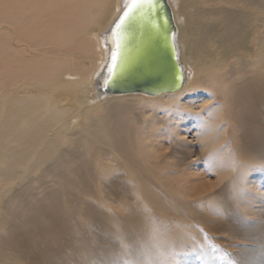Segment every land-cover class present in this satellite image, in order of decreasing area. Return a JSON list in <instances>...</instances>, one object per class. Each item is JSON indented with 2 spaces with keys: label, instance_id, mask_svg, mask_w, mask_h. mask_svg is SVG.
Segmentation results:
<instances>
[{
  "label": "bare ground",
  "instance_id": "obj_1",
  "mask_svg": "<svg viewBox=\"0 0 264 264\" xmlns=\"http://www.w3.org/2000/svg\"><path fill=\"white\" fill-rule=\"evenodd\" d=\"M96 1L0 0V23L16 32L18 42L28 43L37 52L47 46L44 48L48 54H43L49 56L47 60L21 59L19 52L0 38V249L5 252L0 250L1 264L4 261L7 264H123V255H129L136 262L135 258L148 253L153 243L156 252L162 244L179 246L180 237H175L167 220L162 219L168 215L181 217V209L190 213L189 218L216 232L210 224V219H214L207 213L196 212L197 207L196 211L188 210L179 203L182 207L179 212L164 209L163 200L144 189L146 181L139 180V193L130 199L131 191L127 195L124 186L132 188V179L125 177L126 184L105 183L104 178L110 179L113 169L116 173L117 170L129 172L126 176L150 178L146 176L150 172L144 169L149 164L146 156L150 152L146 147L162 135L156 130L161 124L174 129L175 142L169 144L172 150L164 149L167 159L174 160L170 165L163 163L165 169L162 165L151 176L162 179V171L179 174L173 179L180 178L178 186L183 181V189L187 186L184 195L188 192L191 198L193 194L199 195L197 200H210L212 205L223 209L227 204L219 198L224 195V187L213 190L226 179L229 170L240 173L248 190L232 196L242 214L258 223L252 226L250 221L251 227L246 229L234 226L233 232L264 233V214L254 210L255 203L264 200L260 186L264 177L258 178L255 174L264 171V166L261 167L264 165V0H165L175 27L174 44L183 86L175 93L159 96L103 95L98 90L106 53L112 47V35L104 36L120 14L123 0ZM93 3L99 11L94 17ZM32 10L39 11L34 15ZM43 11L48 15L44 16ZM92 18L91 25L87 22ZM99 28L102 30L95 33ZM50 48L57 49L55 55L68 54L70 60L78 62L74 66L68 58L58 57L60 54L52 56ZM12 88L16 93L8 92ZM201 90L208 92L209 97L195 95ZM213 93L221 97L222 106L213 102ZM174 94V98H166ZM136 110L143 116L142 128L134 122L138 118L135 116L138 114L134 115ZM189 117L195 120L193 123L190 119V125L196 127L193 134L196 148L186 139L188 133L192 134L187 131L191 126H185ZM180 121L185 122V130L179 127ZM178 127L186 131L184 138ZM161 128L160 132L164 129ZM228 138L232 139L233 146ZM152 147L154 150L155 146ZM113 152L118 155L117 163L110 158ZM158 157L154 158V170L162 164H158L161 158ZM205 172L215 174L216 183L209 182ZM187 175L191 178L184 180L182 177ZM170 179L166 184L171 186ZM196 181L198 184L194 185ZM139 183L133 182L137 187ZM162 187L165 188V183ZM247 195L248 201L240 202ZM85 197H92L97 205ZM218 201L223 204H215ZM146 204L156 212L152 222L145 215V211H151ZM106 205L111 206L109 212L113 214L106 215V211L103 213L98 208ZM76 214L83 216V222H95L90 224L95 226V231L92 232L89 224L83 228L82 218L78 216V220ZM222 217L216 219L231 222ZM237 217L240 218L234 215L232 220H239ZM88 226L91 232L85 231ZM124 243L125 249L121 248ZM155 243H160L157 244L160 248ZM103 244H107L108 248L104 247L107 250ZM262 248L260 245L244 250L251 256L244 261L262 264Z\"/></svg>",
  "mask_w": 264,
  "mask_h": 264
},
{
  "label": "rangeland",
  "instance_id": "obj_2",
  "mask_svg": "<svg viewBox=\"0 0 264 264\" xmlns=\"http://www.w3.org/2000/svg\"><path fill=\"white\" fill-rule=\"evenodd\" d=\"M94 1V0H93ZM30 2V1H29ZM95 2L97 3V1L95 0ZM95 7V8H94ZM35 9H37V6H36V8ZM39 11V10H38ZM38 11L36 12V13H38ZM92 12V15H93V17L94 16H97V14H95L96 12H98V14H99V11H98V8H97V4H95V3H93V8H92V10H91ZM31 12H33V14L35 13L34 12V10H32ZM44 12V11H43ZM43 12H40L39 13V16H42V13ZM45 14H44V16H46V15H48L46 12H44ZM30 14H32V13H30ZM32 14V16H34ZM37 15V14H36ZM38 16V15H37ZM38 16V17H39ZM36 17V16H35ZM93 19L94 18H92V20L90 21V22H87V23H91L92 21H93ZM86 23V24H87ZM93 23H94V21H93ZM93 23H91V25L93 24ZM85 24V25H86ZM82 29H83V27H82ZM102 30V29H101ZM100 30V28L98 29V31H96L95 33H97V32H99V31H101ZM11 32V33H10ZM83 32V31H82ZM16 32L10 27V26H8V25H6V24H4V23H0V38H3V39H1V40H3V41H5V40H7L8 42H9V44H10V47L12 48V50H14L15 52H19V54H20V57H21V59L22 58H24V59H28V60H31V59H34L33 57H40L41 59H46V58H48L49 56L47 55L48 53H47V51H46V47L44 48H42V47H39V48H42V50L44 49V51H41V49H38V52H37V48L36 49H34V47H32V48H30V46L28 45V43L26 44V42H18L17 41V38H16V36H17V34H15ZM8 42H6L7 44H8ZM56 49V48H55ZM57 50V49H56ZM56 50H54V48H50V51H53L52 53H53V55L52 56H54L55 54H56ZM35 51V52H34ZM38 53L39 54H41V55H38ZM43 53H47L46 55L45 54H43ZM59 53V52H58ZM34 54H36L35 56H34ZM60 54V53H59ZM58 54V55H59ZM38 55V56H37ZM58 55H55L56 57L58 56ZM29 56H32V58H30ZM52 56H50V57H52ZM58 57H63V58H68V54H67V56H65V55H59ZM30 58V59H29ZM39 58V59H40ZM38 59V58H37ZM37 59H35V60H37ZM38 59V60H39ZM92 59H94L93 58V56H92ZM91 59V60H92ZM47 60V59H46ZM68 60L69 61H71V63L73 62V64H74V66L76 65V62H78L76 59H73V61L72 60H70V58H68ZM76 60V61H75ZM90 63H92V61H89ZM15 91V89L14 88H12L10 91H8V92H10V94H14V93H16V91ZM204 94L207 98L209 97V93L208 92H205V90H201V91H198L197 93H195V95L197 96V94H198V96H201V97H203L204 95H201V94ZM213 95H214V100L215 101H213V102H215V104L216 103H218L217 105L218 106H222L221 104H223V102H222V99H221V97L219 96V95H217V94H215V93H213ZM219 96V97H217V96ZM90 97V99H91V96H92V94H90L89 95ZM173 96H175V94L174 95H172V96H169V97H166V98H174ZM204 96V98H206ZM200 97V98H201ZM217 97V98H216ZM221 100H220V99ZM173 100V99H172ZM137 109V108H136ZM139 110V109H138ZM138 110H136V113H134V115L135 114H138L137 112H139ZM140 114H138V115H135L136 116V118L138 119V121H137V119H136V121H134V122H136V123H138L137 125H138V127H140V128H142V126H144V125H142V121H143V116H139ZM169 115H172L171 113L169 114ZM170 117V116H169ZM140 118H141V120L142 121H140ZM180 119V118H179ZM179 119H176V120H179ZM190 119L192 120V122L193 121H195V120H193L194 118H191V117H189V121H187L186 123L185 122H183V121H180V125H179V127L180 128H182L183 130H185L184 128V124L183 123H185V126L186 125H188V127H189V125H190V123H192V122H190ZM140 121V122H139ZM175 122V121H174ZM173 122V123H174ZM176 122H178V121H176ZM140 123V124H139ZM179 123V122H178ZM194 123V122H193ZM223 123H225L224 121H223ZM170 124V123H169ZM162 125V124H161ZM160 125V128L161 127H163V128H161V129H163V131L162 132H160L161 130H160V128H159V125H157L156 126V130H157V133H162V135L161 136H159L160 138H158V136H156L157 135V133H156V138H154V140H155V142L153 141V140H151L152 141V143H150V144H148V147H146V150L148 151V152H150V153H148L147 154V156H146V159L148 160V162H149V164H151V163H154V164H151V165H144L145 167H144V169H147V172H150V173H147L146 174V176L148 175V176H150V178L149 177H147V178H149V179H147V178H142V177H140V176H138V177H134V176H131V175H129V176H126V175H128V174H130L129 172H127V171H125L124 170V172H125V174L123 173V170L121 171V170H117V171H119V172H114L115 170L113 169V170H110V172H113L112 174V176L111 177H113L112 179H111V177H109L110 179H108L107 177L106 178H104V180H105V183H107L106 181H108V182H110V181H112V182H117V181H121L123 184L125 183H127L128 181V179H132L131 181H132V188H130V187H128L127 185H125L124 187L126 188V193L128 192H130L131 191V195L129 196L128 195V193H127V195H128V197H129V199L132 197H134V194H137V193H139V190L138 189H140V184H141V182H145L144 183V185L143 186H145L146 188H144L145 190H147L148 192H153L158 198H159V200L161 201V200H163V201H161V203H162V206L164 207V209H166V210H168V211H177V212H179V209H181L182 207H180V204L179 203H181L182 204V206L183 205H185V207L189 210V208L190 209H193V210H195L196 211V207H197V210L198 211H196V212H204V213H207L208 215H210L209 217H212L214 220H211L210 219V224L211 225H213V227H215L216 229H214V230H216V232H213V231H210V230H208L207 229V227H205V226H202V224H200V223H198L197 222V220L195 221V220H193L194 218L193 217H191V218H189V214L186 212V211H183L184 209H181V217L180 216H178V217H175V216H172V215H168V217H166V216H164L163 214V216L165 217H163V219L161 218V216L159 215V217H160V219H162V221L164 220V221H166V222H168L169 223V225H170V227H171V229H173L172 230V232H174L175 233V237H177V236H179L180 238H179V240H180V242H179V246H176V245H174L173 247H172V244H170L169 246H164L163 244H162V246L164 247V250H163V247L160 249V250H158L157 252L154 250L155 248H153L154 247V243L151 245V250H149L148 251V253H151V254H148V253H144V254H141V255H139V256H141V257H138L137 256V258L140 260V261H138V259L137 258H135V261L136 262H133V261H131L132 260V258L128 255H123L122 257H121V263H123V264H143V262H145V263H147V264H154L155 262H157V264H162L164 261H167V259L169 258H172V259H170V260H168L169 262H170V264H229V261H231L232 262V264H248L246 261H244L245 260V258L248 260L249 259V256H250V253H248V254H246L245 252H244V250L246 251L247 249H254V248H258V247H260V245L261 246H264V233L263 232H257V233H254V232H252L253 233V235H251V234H249V233H251V232H248L247 234L245 233V232H243V233H235V232H233V230L235 229V228H233L234 226L236 227V226H238L240 229H246V228H248V227H251V224H252V226L257 222V220H255L254 222L250 219V218H248L247 216H244V214H242V212L240 211V209H239V207H238V205L236 204V200H235V196H239V194L241 193V191L242 192H244V191H246L247 192V188H246V186L243 184V182H244V180L242 179V177L240 176V173L238 174L237 172H232V171H228L227 172V175H226V179L220 184V186L219 187H217V188H215L213 191H217L218 190V188L219 189H221V188H223L224 187V190H225V192H224V195L221 197V199L219 198V200H223V203H224V205L225 204H227V205H225V207L223 206V209L221 208V207H219V206H216V205H214V203H213V205H212V203H211V201L210 200H204L203 202L200 200H197L196 198L197 197H199V195L197 196V195H194V197H193V195H192V198H191V195L189 194V192L187 193L188 195H190L189 197H188V195L186 194V195H184L185 193H183L184 191H185V189H186V187H185V189H183L184 187H183V185H184V183H183V181H181V183H179V184H181V186L179 187L178 186V180H180V178L177 180H175L174 181V179H173V177H177L179 174H175L174 172H165V173H167L166 175H164L165 173H163V171L161 172V175H162V179H158V178H154V177H152L153 175V173H154V171H156V172H158V168L160 167V166H162L163 165V163H167V165H170V163L172 162L173 163V160L174 159H167V157H166V151L168 150V148L169 149H171V145H170V147H169V144L171 143L172 145H173V143L175 142V140H174V129L172 130V129H169V127L167 126H161ZM149 126V125H148ZM191 127H189V130H187L188 132L190 131L192 134H190V133H188L187 135L185 134L186 133V131H183V130H181L179 127H178V129H180V130H178V132H181L182 131V133L183 132H185V133H183L182 135H183V138H184V134L186 135V139H187V142H188V144L189 145H194V147L196 148L197 147V140H196V138L195 137H193V134L195 133V131H194V128H196V127H194V126H192V125H190ZM173 127H175V125H173ZM229 129H228V132L230 133V131H231V125L229 124ZM144 128V127H143ZM160 130V131H159ZM170 131H171V134H170ZM156 132V131H155ZM180 134V133H179ZM221 134V133H220ZM172 135V136H171ZM182 135H181V139H182ZM168 136V137H167ZM162 137V138H161ZM167 137V138H166ZM157 139V140H156ZM159 139L161 140V141H159ZM162 140H164L163 141V143H162ZM190 140V141H189ZM196 140V141H195ZM232 139H230V138H228V143L230 142V144L233 146V141H231ZM148 141H150V140H148ZM160 142L162 143V144H160ZM165 142V143H164ZM195 142V143H194ZM149 143V142H148ZM157 145V143H159L157 146H158V148L157 149H155L157 146L155 145V144ZM151 144H153L155 147H154V150H156L155 152H154V150H153V145L151 146ZM164 144V145H163ZM150 145V146H149ZM161 145V146H160ZM196 145V146H195ZM152 149H150V148ZM168 147V148H167ZM164 149H166V151L164 150ZM146 150H145V153H147L146 152ZM172 150V149H171ZM171 150H169V151H167V152H171ZM159 152V153H158ZM161 152V153H160ZM164 152V153H163ZM113 154V156H114V154H115V152H113L112 153ZM152 154V155H151ZM165 155V156H163V157H158V155ZM152 156V157H154V155L155 156H157L158 158H160L157 162H158V164H159V162H160V164L161 165H158V167H156V169L154 170V167L156 166V163L154 162V160H156L157 159V157H154V158H156V159H154V158H152V159H149V158H151V157H149V156ZM91 156V155H90ZM113 156H110V158L112 159V160H115L116 161V159H117V157H118V155L117 154H115V156L113 157ZM115 157H116V159H115ZM140 157V156H139ZM143 157H145V156H143ZM166 157V158H165ZM99 159H100V157H98ZM150 160V161H149ZM165 160V161H164ZM153 161V162H152ZM164 161V162H163ZM167 161V162H166ZM151 162V163H150ZM237 162V161H236ZM116 163H117V161H116ZM146 164V163H145ZM164 164V165H165ZM236 164H238V163H236ZM163 165V166H164ZM150 167V168H148V167ZM201 166V169H202V166H203V164H201L200 165ZM263 164H261V167L263 168ZM165 167L166 166H164V169H165ZM167 167H169V166H167ZM219 167V166H218ZM231 167H232V165H230L229 166V168L231 169ZM152 169V170H151ZM162 169V168H161ZM167 170H168V168H167ZM263 170V169H262ZM134 171H135V169H132V172L134 173ZM155 172V173H156ZM258 172H260V171H258ZM255 173V174H257V177L258 178H260L261 176V178H263L264 177V171H262V172H260V173ZM124 174V177H123V174ZM135 173H138L137 171H135ZM180 173H181V171H180ZM118 174V175H117ZM132 174V173H131ZM168 174H170V176L168 175ZM174 175V176H172V175ZM207 175L208 173H204V175ZM152 175V176H151ZM204 175H202V176H204ZM259 175H260V177H259ZM107 176H109V175H107ZM115 176V177H114ZM167 177L168 178V180L166 181V179H165V177ZM188 176L189 175H187V177H182L184 180L187 178V179H190L191 177H189L188 178ZM193 176V175H192ZM125 177H126V179H125ZM131 177V178H130ZM161 177V176H160ZM171 179H170V178ZM179 177V176H178ZM193 177H195V176H193ZM205 177H208V179H209V182H214V183H216V176H215V174H210V175H207V176H205ZM117 178H119V180H116ZM123 179V181H122V179ZM136 178V179H135ZM139 178V179H138ZM107 179V180H106ZM135 179V180H134ZM165 179V180H164ZM169 179H170V182L171 181H173V183H171L172 185L170 186V185H168L169 184ZM186 179V180H187ZM137 180V181H136ZM139 180L141 181L140 183H139ZM143 180V181H142ZM152 180H154V188L152 187V185H153V181ZM263 181H264V178L262 179ZM125 181V182H124ZM152 181V182H151ZM177 181V182H176ZM233 181H235V182H233ZM133 182L135 183V185H137L136 183H139L138 184V186L139 187H137V186H135L134 184H133ZM151 182V183H150ZM166 182H168V184H166ZM184 182H186V181H184ZM142 183V184H143ZM148 183V184H147ZM164 183H165V188H163L162 186L164 185ZM183 183V184H182ZM195 183H197L198 184V182L196 181V182H194V185H195ZM238 183H240V184H238ZM146 184L148 185V186H146ZM158 184V185H157ZM186 184H188L187 182H186ZM242 184H243V186H242ZM263 185H260L261 186V189H263L262 191L264 192V183H262ZM174 185V186H173ZM188 185H190V183L188 184ZM193 185V184H192ZM174 188H173V187ZM176 186V187H175ZM185 186V185H184ZM263 186V187H262ZM128 187V188H127ZM134 187H136V188H134ZM149 187V188H148ZM156 187H158L159 189L161 188V190H159L158 188H156ZM167 187H169L168 188V191H167ZM173 189H172V188ZM183 187V188H182ZM236 187V188H235ZM133 188H134V190H133ZM134 191L133 193H132V190ZM172 189V190H171ZM178 192H176L175 190ZM181 189V190H180ZM238 189H239V191H238ZM243 189V190H242ZM136 190V191H135ZM172 192H171V191ZM187 190V189H186ZM235 190H236V192H235ZM138 191V192H137ZM164 191V192H163ZM165 191H167L166 192V194L168 195L169 193L168 192H170L171 194H169V196L168 197H170V198H168L167 196H165L166 194H165ZM175 191V192H174ZM180 191H182V192H180ZM188 191V190H187ZM137 192V193H136ZM232 192H233V194H232ZM163 193V194H162ZM175 193H176V195H175ZM130 194V193H129ZM165 194V195H164ZM178 194V195H177ZM180 194V195H179ZM162 195V196H161ZM173 195V198H176V199H172V196ZM232 195H235L234 196V198H233V196ZM181 196V197H180ZM182 196L184 197V198H182ZM248 196V195H247ZM243 196V197H241L240 198V202L242 201V202H247L248 201V198L250 197V196ZM189 198V199H191V200H188L187 198ZM245 197V198H244ZM87 198H89L87 201L88 202H91V203H93V202H95V200L94 199H92V197H85V199H87ZM143 198H144V196H143ZM163 198V199H162ZM180 198V199H179ZM171 199V200H170ZM199 199V198H198ZM243 199V200H242ZM194 200V202H192ZM171 201V202H170ZM197 201H198V203H197ZM232 201V202H231ZM234 201V202H233ZM167 202H170V203H167ZM173 202V203H172ZM188 202V203H187ZM190 202H192V204L190 203ZM245 202V203H246ZM164 203H165V205H164ZM184 203V204H183ZM193 203H195L194 205H193ZM202 203V204H201ZM223 203H221V202H216L215 204H223ZM95 204H96V202H95ZM173 204V205H172ZM198 206H197V205ZM97 205V204H96ZM167 205V206H166ZM191 205V206H190ZM193 205V206H192ZM206 205V206H205ZM107 207H105V208H102V207H100V206H98V208L104 213L105 211V213L104 214H106V215H108L109 213H111V214H113L114 212H109V209H111L110 207H109V205H106ZM146 206H148L149 207V204H146ZM169 206V207H168ZM178 206V207H177ZM227 206V207H226ZM256 206V207H255ZM255 206H254V210H259L258 212H260L262 215L264 214V200H263V202H260V203H258V202H256L255 203ZM171 207V208H170ZM192 207H194V208H192ZM102 208V209H101ZM150 208V207H149ZM176 208H177V210H176ZM225 208V209H224ZM232 209V210H231ZM234 209V210H233ZM149 210H151V208L149 209ZM203 210V211H202ZM215 210V211H214ZM222 210V211H221ZM81 211V210H80ZM107 212H109V213H107ZM236 212V213H235ZM80 213H82V212H80ZM156 212H153V210H151V211H149V212H146L145 211V215H149V217H148V215H147V219H149L151 222H152V220H151V217L153 216L154 218H155V214ZM185 213H187V214H185ZM222 213V214H221ZM229 213V214H228ZM144 214V213H143ZM183 214H185V215H187L186 217L183 215ZM182 215H183V217H182ZM235 215V217L236 216H240V218H238L239 220H232V217ZM77 218H78V216H79V218H82V220H80L79 218H78V220H80V223H81V225H84L83 226V228L84 227H86L87 226V224H94L95 222H83V216L82 217H80V215L79 214H76L75 215ZM157 216V215H156ZM223 216V217H222ZM221 217H222V219H228L227 221H229L230 219H231V222L229 221V222H223V221H221V220H217L216 218H219V219H221ZM246 217V218H245ZM76 218V219H77ZM157 218V217H156ZM181 218V219H180ZM184 218V219H183ZM241 218H243L245 221H243V220H241ZM146 219V220H147ZM184 220V221H183ZM216 220V221H215ZM240 221H241V223H240ZM243 221V222H242ZM250 221H251V224H250ZM263 222H264V215H263ZM187 223V224H186ZM258 223V222H257ZM161 226L162 227H164V225L163 224H161ZM90 227H93V230H92V232L93 231H95V229H94V225H90ZM89 226L87 227V228H85L84 230L85 231H87V230H89L90 232H91V230L89 229L90 228ZM232 227V228H231ZM230 228V229H229ZM84 230H83V232H84ZM232 230V231H231ZM184 231V232H183ZM234 233L236 234V235H234ZM192 234V235H191ZM184 235V236H183ZM190 235V236H189ZM239 235H241V236H239ZM244 235V236H243ZM186 236V237H185ZM189 236V237H188ZM205 237H207V239H205ZM258 237V239H256ZM1 238V237H0ZM90 238L91 239H93V242H95L94 241V238H92L91 237V235H90ZM255 240H257V241H261V242H259V244H257V243H254V241ZM107 241V240H106ZM113 241V240H112ZM184 241V242H183ZM125 242H126V240H125ZM96 245H98V246H101V244L100 243H98L97 241H96ZM118 243V242H117ZM157 244H160V243H155V246L157 245ZM183 244V245H182ZM126 245L127 244H123L122 246L119 244V246H121V248H123V249H125V248H127L126 247ZM185 245H187V246H189V247H187V246H185ZM195 245V246H194ZM212 245H215V247L219 250V252H214L213 250H212ZM259 245V246H258ZM103 246V248L104 247H107V244H103L102 245ZM157 246H159V245H157ZM176 246V247H175ZM184 246V247H183ZM167 247V248H166ZM194 247V248H193ZM0 248H1V245H0ZM108 248V247H107ZM107 248H104V249H106L107 250ZM159 248H160V246H159ZM178 248V249H177ZM166 249V250H165ZM170 251H169V250ZM173 249V250H172ZM263 250H264V248H262ZM1 250V252L3 253L4 251H2V249H0ZM153 250V251H152ZM176 250V251H175ZM108 251H109V249H108ZM111 251V250H110ZM114 251H116V249H114ZM180 251V252H179ZM162 252V253H161ZM165 252V253H164ZM5 253V252H4ZM115 253H117V252H114V254ZM154 253V254H153ZM157 253V254H156ZM221 253H226L227 254V256H226V258L224 259V260H221V259H219L218 257L220 256V254ZM112 254H113V252H112ZM164 254V255H163ZM167 254H169V255H167ZM171 254V255H170ZM174 254V255H173ZM150 255H152V256H150ZM157 255V256H156ZM144 256V257H143ZM145 256H146V258H145ZM166 256V257H165ZM180 256V257H179ZM251 257V256H250ZM141 258V259H140ZM185 258V259H184ZM263 258H264V256H263ZM155 259H157V260H155ZM178 259V260H177ZM182 259H183V261H182ZM243 259V260H242ZM144 260V261H143ZM162 260V261H161ZM166 262L167 264H169V262ZM262 261V264H264V260H261ZM8 262V261H7ZM7 262H3L4 264L6 263L7 264ZM130 262V263H129ZM141 262V263H140ZM173 262V263H172ZM2 262L0 261V264H1ZM144 263V264H145ZM261 263V262H260ZM13 264H15V263H13ZM156 264V263H155ZM163 264H165V263H163Z\"/></svg>",
  "mask_w": 264,
  "mask_h": 264
},
{
  "label": "water",
  "instance_id": "obj_3",
  "mask_svg": "<svg viewBox=\"0 0 264 264\" xmlns=\"http://www.w3.org/2000/svg\"><path fill=\"white\" fill-rule=\"evenodd\" d=\"M123 12L124 0L120 14L110 24L104 37L112 35V29ZM174 31L166 1L153 0L152 6L145 7L122 30L115 75L109 79L112 52L116 47V40L112 36V47L106 53L98 90L103 95L140 93L148 96L171 94L180 90L183 74L175 49Z\"/></svg>",
  "mask_w": 264,
  "mask_h": 264
},
{
  "label": "snow or ice",
  "instance_id": "obj_4",
  "mask_svg": "<svg viewBox=\"0 0 264 264\" xmlns=\"http://www.w3.org/2000/svg\"><path fill=\"white\" fill-rule=\"evenodd\" d=\"M152 4L153 0H124V12L120 16L115 27L112 29V36L116 40V47L112 52V64L109 67V79L115 75L114 70L117 62L118 49L120 47L119 37L121 36L122 30L124 29L125 25L130 23L139 12H141L145 7L152 6ZM107 83L108 80L105 81V84ZM205 239H207V237H205ZM211 247L214 252H219L215 245H212ZM226 256V253H221L218 258L224 260ZM229 264H232V262L229 261Z\"/></svg>",
  "mask_w": 264,
  "mask_h": 264
}]
</instances>
